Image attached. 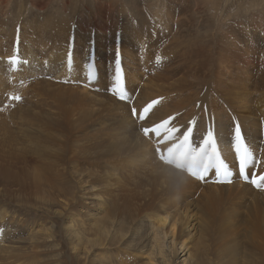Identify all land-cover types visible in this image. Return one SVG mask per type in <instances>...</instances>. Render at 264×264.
Masks as SVG:
<instances>
[{"label":"rangeland","instance_id":"374dc122","mask_svg":"<svg viewBox=\"0 0 264 264\" xmlns=\"http://www.w3.org/2000/svg\"><path fill=\"white\" fill-rule=\"evenodd\" d=\"M50 54L52 66L42 68ZM3 78L0 264L29 263L19 255L31 250L29 231L40 227L57 246L38 252L33 264H75L66 226L85 215L80 187L87 182L104 195L114 148L124 140L140 139V147L123 157L155 154L175 168L160 144H178L181 161L189 160V145L207 131H198L206 107L233 123L246 117L262 134L264 0H0ZM251 180L244 181L254 194L249 189L234 209L264 200L256 192L264 187ZM15 236L22 242L5 247ZM51 253H58L53 262L45 259Z\"/></svg>","mask_w":264,"mask_h":264},{"label":"bare ground","instance_id":"6f19581e","mask_svg":"<svg viewBox=\"0 0 264 264\" xmlns=\"http://www.w3.org/2000/svg\"><path fill=\"white\" fill-rule=\"evenodd\" d=\"M51 59L50 54L41 67H51ZM100 82L103 83L102 80ZM135 82L131 75L129 86ZM0 83L3 92L7 91L4 78ZM235 121L233 123L228 113H216V110L206 107L201 114L198 131L204 128L207 131L198 138L202 143L193 140L197 146L208 148L203 145L205 138L201 137L208 132L213 133L216 148L232 172L227 180L223 171L218 174L216 168L203 173V179L193 176L195 157L189 156L188 160L186 155L182 162L184 152L178 144L167 139L162 141L159 151L168 162L177 159L175 168L155 158V154L149 156L146 153L139 158L134 154L123 157V154L137 151L140 139L128 143L124 140L115 147L110 167L112 181L105 187L104 195L98 186H89L87 182L80 187L86 205L82 214L85 215L80 222L71 218L66 226V244L69 245L66 250L74 254L73 259L72 255L68 256L71 261L75 264L87 260L90 264H133L136 259L145 256L147 261L144 260L143 264H264V200H256L251 208L247 204L241 206L240 209H248L246 216L240 215V209L233 208L249 189L252 195L256 190L239 173L233 147L235 129L239 126L243 142L253 155L246 175L257 178L261 184H264L259 180L264 176V130L261 134L259 127L246 117L238 115ZM38 142H41L39 138ZM124 146H127L126 151L122 149ZM211 158L212 153L209 152ZM241 187L244 189L234 195V190ZM256 192L264 197V190ZM90 208L95 212L87 211ZM51 209L46 208L45 211ZM55 215L60 216L58 210ZM4 222L5 219L0 218V223ZM15 238L12 245L4 246L9 248L22 242ZM53 240L47 228L30 230L27 243L31 245V250L21 253L19 260L29 262L26 264L35 263L38 252L52 251L57 246ZM50 242L52 244L48 245ZM56 256L58 253H51L45 259L53 262ZM90 256H93L92 259Z\"/></svg>","mask_w":264,"mask_h":264},{"label":"snow or ice","instance_id":"6c2138e0","mask_svg":"<svg viewBox=\"0 0 264 264\" xmlns=\"http://www.w3.org/2000/svg\"><path fill=\"white\" fill-rule=\"evenodd\" d=\"M15 63V58L11 61ZM120 63L119 59L116 62V76L119 77ZM119 98L123 100L124 94L120 93ZM13 99L19 100V97H14ZM133 115L135 116V109L133 110ZM187 140V139H186ZM203 145L210 146L209 148H202V146H191L189 145V156L195 157V165L192 168L191 174L197 178L203 179V173H206L211 168H216L217 173L219 174L223 171V175L226 178H229L232 175V172L226 167L224 162L219 159V154L216 150V142L212 132H209L203 141ZM233 147L236 152L237 160L239 163V173L242 178L245 180L248 179L246 175L247 167L252 163L253 155L249 147L243 142V139L240 134L239 126L236 127L234 132V141ZM209 152L212 153V158L209 159ZM260 181H264V176L259 177ZM230 182V181H228ZM257 188L264 187V184H261L257 181V178L251 180Z\"/></svg>","mask_w":264,"mask_h":264}]
</instances>
